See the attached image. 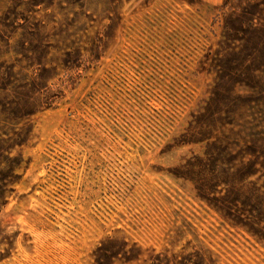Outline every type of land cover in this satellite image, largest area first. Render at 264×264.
<instances>
[{
	"label": "rangeland",
	"instance_id": "obj_1",
	"mask_svg": "<svg viewBox=\"0 0 264 264\" xmlns=\"http://www.w3.org/2000/svg\"><path fill=\"white\" fill-rule=\"evenodd\" d=\"M229 201L264 220V0H0V264H264Z\"/></svg>",
	"mask_w": 264,
	"mask_h": 264
},
{
	"label": "trees",
	"instance_id": "obj_2",
	"mask_svg": "<svg viewBox=\"0 0 264 264\" xmlns=\"http://www.w3.org/2000/svg\"><path fill=\"white\" fill-rule=\"evenodd\" d=\"M9 161H11L10 158H8V163L6 161L8 166L7 169H9V172H11L12 174L17 163L14 161L13 163H11ZM239 204L237 202L229 201L228 203H223V205L214 206L216 210H218L225 218L234 221V224L242 226L243 228L247 229L249 232L255 235L261 234L260 232H262V229H259V222H264V220L261 219V208L258 205H253L252 203H245L242 201Z\"/></svg>",
	"mask_w": 264,
	"mask_h": 264
}]
</instances>
